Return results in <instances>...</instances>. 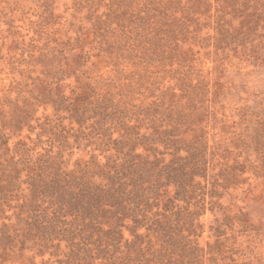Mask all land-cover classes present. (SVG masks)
Returning a JSON list of instances; mask_svg holds the SVG:
<instances>
[{"label":"trees","instance_id":"obj_1","mask_svg":"<svg viewBox=\"0 0 264 264\" xmlns=\"http://www.w3.org/2000/svg\"><path fill=\"white\" fill-rule=\"evenodd\" d=\"M75 9L67 39L0 45V264H258L264 96L228 70L264 64V0Z\"/></svg>","mask_w":264,"mask_h":264},{"label":"rangeland","instance_id":"obj_2","mask_svg":"<svg viewBox=\"0 0 264 264\" xmlns=\"http://www.w3.org/2000/svg\"><path fill=\"white\" fill-rule=\"evenodd\" d=\"M75 4L76 0H0V45L6 42L4 52L8 55L9 52L16 51L17 57L20 58V49L16 47H20L21 44L16 42L25 41L26 44H30L32 38H39L38 32L41 25L44 26V30L46 29L43 37L58 35L67 39L63 26L69 27L71 21L80 22V18L82 22L87 23L86 12L77 13L79 18H74L72 15L76 12ZM60 27H62L60 32L54 34ZM43 41L42 38L40 42L37 39L35 42L43 44ZM232 61L234 64L229 67L228 74L237 85V88L232 91L234 100L239 105L245 104L247 102L240 97H248V103L253 104L254 94L264 96V64L236 57ZM212 65L213 63L207 59L205 66ZM5 75L6 73L3 74ZM228 112L234 111L229 110ZM240 195L244 194L240 193ZM252 197V194L245 200L238 197V204L248 211L256 224L264 225V202ZM230 198L231 196L228 195L226 203L230 202ZM212 218V213L204 217L207 225ZM209 238L210 231L207 228L203 240ZM253 239L256 244L255 255L259 257L258 264H264V230L263 233L255 235Z\"/></svg>","mask_w":264,"mask_h":264}]
</instances>
